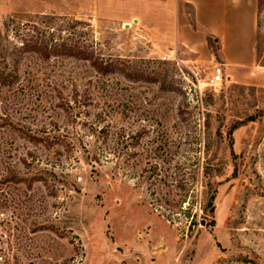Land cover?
I'll return each mask as SVG.
<instances>
[{"label": "rangeland", "instance_id": "rangeland-1", "mask_svg": "<svg viewBox=\"0 0 264 264\" xmlns=\"http://www.w3.org/2000/svg\"><path fill=\"white\" fill-rule=\"evenodd\" d=\"M178 14L192 8L0 0V51L66 41L150 78L25 55L4 109L57 141L0 130L1 264H264V86L211 85L222 60L170 42ZM256 54L264 65V0Z\"/></svg>", "mask_w": 264, "mask_h": 264}, {"label": "crops", "instance_id": "crops-1", "mask_svg": "<svg viewBox=\"0 0 264 264\" xmlns=\"http://www.w3.org/2000/svg\"><path fill=\"white\" fill-rule=\"evenodd\" d=\"M192 8L196 25L219 40V60L226 78L244 81L242 75H254L264 86V67L257 66L258 0H178ZM175 42L195 58L216 60L202 34L193 31L188 19L178 14L173 28Z\"/></svg>", "mask_w": 264, "mask_h": 264}, {"label": "trees", "instance_id": "trees-1", "mask_svg": "<svg viewBox=\"0 0 264 264\" xmlns=\"http://www.w3.org/2000/svg\"><path fill=\"white\" fill-rule=\"evenodd\" d=\"M188 24L193 31H196L204 36L210 53L215 57L216 60H219V40L208 34V32H206L204 29L198 27L193 18L191 20L188 19ZM27 37L28 38L20 39L19 44L13 45L11 49L7 48L5 51H0V58L2 59L0 60V95L3 94L1 93L3 90H6L5 94L12 92L14 86L19 84L21 76V64L24 61L23 59L25 55H36L43 60H50L52 58L58 57L75 58L78 60L89 62L90 67L100 76L105 77L119 73L129 81L137 82L141 80H150V78L144 76L143 74L130 72L122 67H119L118 64L112 61H103L98 58H89L87 54L75 44L68 43L66 41H62L59 43L49 40H38L37 38L35 39V37L30 35H27ZM255 63L257 66L264 67L263 64H260L258 62L257 54ZM21 87L22 88L20 89V91L24 86ZM0 105V130L17 133L20 138L34 144L46 143L47 145L49 143L51 144L53 141H57V139L55 140V135L50 136V132L48 130H44V128L42 131H33L30 126L22 124L21 121L14 120L9 114H7L5 110V101H3V98H0ZM7 173L13 176L17 175L15 169L13 170L12 168L7 169ZM2 177L3 176H1V178ZM214 196L215 192H213L212 195L208 198L207 207H210V213H212L213 210V201L215 199ZM181 202L182 200L180 201V203Z\"/></svg>", "mask_w": 264, "mask_h": 264}, {"label": "built area", "instance_id": "built-area-1", "mask_svg": "<svg viewBox=\"0 0 264 264\" xmlns=\"http://www.w3.org/2000/svg\"><path fill=\"white\" fill-rule=\"evenodd\" d=\"M224 79V70L222 69L221 66H216L212 78L210 80L211 85H219L223 82Z\"/></svg>", "mask_w": 264, "mask_h": 264}, {"label": "water", "instance_id": "water-1", "mask_svg": "<svg viewBox=\"0 0 264 264\" xmlns=\"http://www.w3.org/2000/svg\"><path fill=\"white\" fill-rule=\"evenodd\" d=\"M135 21V20H134Z\"/></svg>", "mask_w": 264, "mask_h": 264}]
</instances>
